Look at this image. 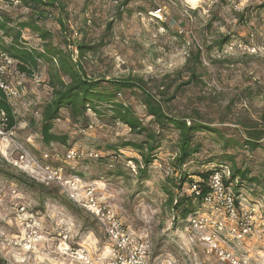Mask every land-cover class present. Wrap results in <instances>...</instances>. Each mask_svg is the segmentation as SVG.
Listing matches in <instances>:
<instances>
[{
  "label": "rangeland",
  "instance_id": "1",
  "mask_svg": "<svg viewBox=\"0 0 264 264\" xmlns=\"http://www.w3.org/2000/svg\"><path fill=\"white\" fill-rule=\"evenodd\" d=\"M58 3L63 11L45 9L50 17L40 26L62 49L66 38L74 44L97 46L95 52L80 59L87 75L105 80L142 79L157 99L164 85L167 98L186 83L182 68L188 56L199 50L200 83L181 87L166 105L168 113L186 116L198 110L207 121L227 122L222 127L232 131H239L232 125L238 120L264 127V0H250L243 12L205 0ZM0 10L14 21H24L29 12L20 3L0 5ZM58 20L65 24V33ZM108 24L111 27L106 30ZM21 36L29 47L40 48L41 41L28 31L23 30ZM224 38L228 43L218 47L217 42ZM9 82L18 96L10 105L14 135L11 140L0 137V264H104L103 249L108 242L102 228L70 201V195L82 196L87 189H94L99 202L114 209L133 237L149 245L151 264H221L215 255L206 253L207 245L198 242L200 234L188 219L173 224L164 191L167 178L172 177L174 131L161 133V147L141 177L134 161L140 162V157L134 149L112 151L109 146L138 143L143 137L119 122L96 118L90 111L87 121L74 123L61 110L51 132L66 136V144H43L42 112L52 98L47 65L38 63L32 77L15 67ZM120 95L144 125L155 128L134 95ZM196 138L202 149L184 167L189 173L211 168L207 162L219 161L223 152L212 135L203 133ZM68 150L93 152L99 157L66 161ZM234 158L235 167L246 168L250 176L264 180V139L252 152L245 148L235 151ZM57 168L66 181L62 186L46 178V172ZM195 181L196 176L192 177ZM192 186L185 183L183 190L190 194ZM239 193L237 202L253 209L251 234L243 241L220 237L219 244L248 264H264V196L258 186L239 188ZM194 214L225 217L223 211L214 214L202 204Z\"/></svg>",
  "mask_w": 264,
  "mask_h": 264
},
{
  "label": "trees",
  "instance_id": "2",
  "mask_svg": "<svg viewBox=\"0 0 264 264\" xmlns=\"http://www.w3.org/2000/svg\"><path fill=\"white\" fill-rule=\"evenodd\" d=\"M15 2L29 11L27 19L14 21L0 10V47L15 60L16 70L24 76L32 77L38 63L48 67V85L52 90V98L42 112L40 136L43 144H66V136H56L51 132L53 122L58 119L61 110H66L74 123L87 121L86 113L90 111L96 118H107L112 122H119L125 125L130 133L143 137L138 143L125 141L119 146H109V150L112 151H120L126 147L134 149L140 157V162L134 161L142 177L155 160L156 152L161 147L163 137L161 133L174 131L177 134V141L174 157L170 162L172 177L167 178V187L164 191L167 196L166 201L173 213L174 225L178 221H185L187 217L195 213V209L210 193L209 178L224 169H227L229 173L227 177H222L223 186L230 189L234 195L240 194L239 188L258 186L261 189V196H264V180L250 176L246 168L234 166L235 151L245 148L252 152L259 148L260 142L264 139V127L259 128L255 123L238 120L231 124L239 131H232L222 127L227 122L207 121L198 110H193L186 116L172 115L167 111L166 105L175 99V94L181 87L200 83L198 67H201L202 63L199 50L188 56L182 68V72L187 75L186 83L178 85L174 93L167 98L164 95L168 87L160 86L161 92L157 99L147 89V84L142 79L105 80L87 75L80 59L87 53L95 52L97 46L74 44L70 38L63 39L66 40L64 49L60 44H54L52 34L40 24H44L47 17H50V14L47 16L48 12L45 9L63 11L64 6L58 3V0H0V5H14ZM58 24L60 30L63 29L62 33H65V24L61 20H58ZM110 27L111 24H108L106 30ZM23 30L41 41L40 48L34 49L22 42ZM7 42L8 46H5ZM227 43L228 39L224 38L216 45L222 47ZM68 47L70 50H67ZM75 56L77 59H74ZM125 92L131 93L138 99L144 107L145 117L151 119L150 124L154 125V129L150 130L144 125L133 109L118 98V94ZM0 114L6 116L8 128L14 127L13 109L1 91ZM261 121V125H264V118ZM203 133L212 135L221 144L223 151L220 154L221 158L215 163H212L213 160L208 161L207 164H212L209 169L204 168L202 171L189 173L184 167L193 162L194 157L200 153L202 146L196 136ZM201 165L203 166L204 163ZM173 175H176V178H173ZM194 176L197 177V181L193 183ZM185 183H192L196 188L195 191L186 193L183 190ZM173 191L176 194H173Z\"/></svg>",
  "mask_w": 264,
  "mask_h": 264
},
{
  "label": "built area",
  "instance_id": "3",
  "mask_svg": "<svg viewBox=\"0 0 264 264\" xmlns=\"http://www.w3.org/2000/svg\"><path fill=\"white\" fill-rule=\"evenodd\" d=\"M202 0H198L200 3ZM211 5L223 2L233 12H243L250 0H205ZM17 3V2H15ZM159 13L160 11H156ZM15 60L0 47V91L5 100L11 105V102L18 96V91L14 85L9 82L11 70L15 69ZM120 97V94H118ZM14 127L8 128L7 118L0 114V137L5 140H11ZM99 156L93 152H77L68 150L65 156L66 161H75L80 158L97 159ZM133 167V166H132ZM134 168V167H133ZM60 168L54 171L46 172L47 180L58 185H63L66 181L63 179ZM228 170L214 173L208 180L210 193L203 199L202 205L217 212L225 213V217L211 218L197 214H191L188 223L199 232L198 242L207 245L206 253L216 256L221 264H248L246 260L238 259L223 245L219 244L220 237L228 240L243 241L251 234L253 209L237 202L235 195L230 189L223 186L222 177L228 176ZM192 186V191H195ZM71 202L79 209L87 212L102 228L107 239V245L103 252L106 259L104 264H151L149 245L142 239L133 237L126 227L123 226L114 209L99 202L95 197L94 189H87L82 196L75 193L70 195ZM186 219V220H187ZM207 230V231H206Z\"/></svg>",
  "mask_w": 264,
  "mask_h": 264
},
{
  "label": "bare ground",
  "instance_id": "4",
  "mask_svg": "<svg viewBox=\"0 0 264 264\" xmlns=\"http://www.w3.org/2000/svg\"><path fill=\"white\" fill-rule=\"evenodd\" d=\"M193 1H195V0H193Z\"/></svg>",
  "mask_w": 264,
  "mask_h": 264
}]
</instances>
